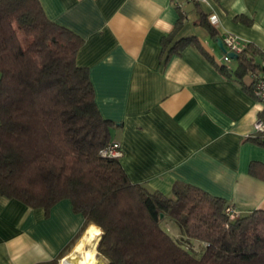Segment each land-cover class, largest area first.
Returning <instances> with one entry per match:
<instances>
[{"label":"crops","instance_id":"1","mask_svg":"<svg viewBox=\"0 0 264 264\" xmlns=\"http://www.w3.org/2000/svg\"><path fill=\"white\" fill-rule=\"evenodd\" d=\"M40 3L51 20L83 38L76 62L88 69L100 113L115 122L111 140L120 143L131 181L168 194L182 180L241 213L264 207V179L248 171L251 160L264 163V144L245 139L264 103L250 90V73L242 83L219 69L223 51L200 22V13L215 14L220 34L264 47V0ZM178 19L169 45L194 36L212 61L193 43L179 53L163 49ZM82 222L68 198L47 212L0 194V264H58L93 224L76 237ZM166 226L178 231L173 222Z\"/></svg>","mask_w":264,"mask_h":264},{"label":"trees","instance_id":"2","mask_svg":"<svg viewBox=\"0 0 264 264\" xmlns=\"http://www.w3.org/2000/svg\"><path fill=\"white\" fill-rule=\"evenodd\" d=\"M179 22L163 49L179 53L193 43L212 61L194 36L169 45ZM200 22L222 37L206 14ZM82 42L40 0H0V194L47 212L68 198L83 216L76 237L97 225L107 264H264V207L231 218L222 196L182 180L168 194L149 190L130 180L120 157L100 154L115 122L100 113L88 69L76 62ZM262 59L264 48L246 41L233 68L216 65L243 83ZM245 139L264 144V130ZM248 171L264 179L260 161Z\"/></svg>","mask_w":264,"mask_h":264},{"label":"built area","instance_id":"3","mask_svg":"<svg viewBox=\"0 0 264 264\" xmlns=\"http://www.w3.org/2000/svg\"><path fill=\"white\" fill-rule=\"evenodd\" d=\"M209 21L214 24L216 21L215 14L208 15ZM222 43L226 51L223 52L222 60L228 65L229 62L233 59L227 52L232 51L235 54H238L244 47L245 42H242L237 35L231 32H225L222 34ZM264 48V47H262ZM251 76V91L252 94L259 100L261 103H264V59L261 60L260 66L258 69H254L250 72ZM255 130H264V120L257 119L254 123ZM100 154L102 156L110 157H120L122 155V150L120 143L116 140H110L106 145L100 149ZM226 213L234 218L238 216L239 211L231 205L225 207Z\"/></svg>","mask_w":264,"mask_h":264},{"label":"bare ground","instance_id":"4","mask_svg":"<svg viewBox=\"0 0 264 264\" xmlns=\"http://www.w3.org/2000/svg\"><path fill=\"white\" fill-rule=\"evenodd\" d=\"M100 234H101L100 229L97 226H95V224L94 225L90 224V226L86 229L85 233H83L82 237L74 246V251L70 252V254L59 259L58 264H96L97 262L95 257L94 244L96 242L97 237L100 236ZM92 241H94V243L91 247H85L86 245L89 244V242ZM76 252L77 253L81 252L82 257L80 258L78 257L77 259Z\"/></svg>","mask_w":264,"mask_h":264},{"label":"rangeland","instance_id":"5","mask_svg":"<svg viewBox=\"0 0 264 264\" xmlns=\"http://www.w3.org/2000/svg\"><path fill=\"white\" fill-rule=\"evenodd\" d=\"M233 60H234V58H233ZM101 231V230H100ZM98 240H99V236L97 237V239H96V242H95V244H94V250H95V257H96V262L98 263V264H107V260L101 255V254H99L98 253V251H97V243H98ZM93 243H94V241H92V242H89V244L88 245H86L85 247H91L92 245H93ZM195 246H198V245H195ZM76 256H77V259H78V257L80 258V257H82V253L81 252H79V253H77L76 252ZM98 258V259H97ZM98 260V261H97ZM101 261V262H100ZM59 262V261H58ZM96 263V264H97Z\"/></svg>","mask_w":264,"mask_h":264},{"label":"water","instance_id":"6","mask_svg":"<svg viewBox=\"0 0 264 264\" xmlns=\"http://www.w3.org/2000/svg\"><path fill=\"white\" fill-rule=\"evenodd\" d=\"M216 43L217 45L220 47V49L225 52L226 49L225 47L223 46V43H222V39L220 37H217L216 38ZM227 54L231 57V58H235L236 57V54L232 51H228Z\"/></svg>","mask_w":264,"mask_h":264}]
</instances>
